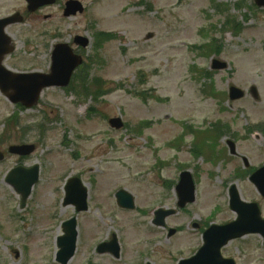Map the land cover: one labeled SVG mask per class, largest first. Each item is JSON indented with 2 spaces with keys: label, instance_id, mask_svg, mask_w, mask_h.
I'll return each mask as SVG.
<instances>
[{
  "label": "rangeland",
  "instance_id": "374dc122",
  "mask_svg": "<svg viewBox=\"0 0 264 264\" xmlns=\"http://www.w3.org/2000/svg\"><path fill=\"white\" fill-rule=\"evenodd\" d=\"M68 1L30 15L25 0H0V19L17 13L25 17L22 25L6 30L15 51L3 64L11 71L49 73L55 45L69 43L80 51L74 38L91 40L80 51L85 66L78 73L83 77L74 82L72 93L48 89L35 108L21 111L0 91V148L6 153L0 163V264H59L57 239L63 222L74 217L80 237L69 264H177L189 259L203 245L205 223L234 219L221 191L234 182L239 189L251 187L233 179L236 164L195 157V139L186 129L232 121L250 128L264 121V9H257L254 0H78L86 12L67 18ZM98 34L116 40H97ZM198 46L204 47L194 50ZM215 58L230 69L212 71ZM205 70L212 75L208 88L215 96L202 94ZM82 81L88 96L80 95ZM252 84L260 101L249 95L229 101L230 85L248 93ZM101 94L106 96L95 100ZM113 118L122 119L123 130L109 126ZM257 135L249 139L250 152L264 156V141ZM21 138L37 146L27 165L38 164L42 172L25 208L6 185L19 160L7 149ZM198 144L207 156L212 146ZM217 145L211 156L225 146ZM184 170L195 178L197 200L168 219L166 230L160 229L154 214L176 208L175 185ZM73 175H80L90 192L89 210L83 214L62 201L65 181ZM165 181L174 186L167 190ZM120 189L135 197V211L118 207ZM172 228L181 232L169 238ZM113 235L120 242L119 260L97 252V245ZM261 244L254 241L257 249L241 259L243 264H264ZM229 250L240 256L233 247Z\"/></svg>",
  "mask_w": 264,
  "mask_h": 264
},
{
  "label": "water",
  "instance_id": "95a60500",
  "mask_svg": "<svg viewBox=\"0 0 264 264\" xmlns=\"http://www.w3.org/2000/svg\"><path fill=\"white\" fill-rule=\"evenodd\" d=\"M29 4L28 10L30 13L38 11L43 6H51L58 0H26ZM258 7H264V0H256ZM84 8L78 1H70L66 5L65 16H75L78 12L83 13ZM23 18L20 15L11 17V19L0 20V87L11 102L14 104H22L26 108H31L36 105L40 99V94L46 88L62 87L67 88L70 84L73 72L83 62L79 56L74 55L69 45H57L52 58V70L50 74L41 75H16L7 71L2 64V60L6 55H9L13 51L11 47L10 39L6 36L5 28L14 23H22ZM76 43L86 48L89 44V40L77 38ZM213 68L215 70L227 69V65L220 61H214ZM256 96L255 90L253 91ZM244 96L243 91L232 87L230 99L241 100ZM110 125L121 129L123 128L120 119H113ZM10 152L14 154L27 155L34 152L32 146H21L10 149ZM4 159V156L0 152V161ZM8 177V183L12 184L16 191L22 195V205L25 204L31 190L34 185L37 184L39 178L38 168L24 171L21 168H17L10 173ZM69 185L66 188L67 198L65 200L66 205H75L78 212H82L88 209V195L87 189L84 188L82 182L73 178L69 181ZM255 185L260 188L261 193L264 195V170L256 173L253 178ZM177 194L180 199L179 207H185L187 204L195 202L196 187L194 186L193 177L190 173H183L181 175L180 184L176 187ZM234 188L233 190H235ZM119 205L124 209H134L135 201L133 196L126 191H120L117 195ZM231 207L239 212L240 220L235 224L227 225L226 227H212L207 233H205L204 241L206 242L204 248L199 251V254L192 260L184 261L181 264H230L221 262L220 249L226 245L230 239L237 238L248 232L258 233L261 232L264 236V221L260 219L259 215L252 219L248 217V207L240 202V199L235 196L231 202ZM173 211L157 213L156 223L158 225L164 224V219L171 216ZM64 225L65 235L59 240V247L61 248L58 254V261L62 264H67L75 254L76 242L78 238L76 219L66 222ZM174 231H172V234ZM101 253L110 251L114 256L119 258V246L116 244V240L107 243L100 247Z\"/></svg>",
  "mask_w": 264,
  "mask_h": 264
},
{
  "label": "flooded vegetation",
  "instance_id": "af4514ba",
  "mask_svg": "<svg viewBox=\"0 0 264 264\" xmlns=\"http://www.w3.org/2000/svg\"><path fill=\"white\" fill-rule=\"evenodd\" d=\"M210 130L208 132H214L217 143L223 142L225 144L221 152H218L221 157V162H229L230 165L236 164L234 168V178L237 180H244L248 182L251 188L246 189H235V190H224L221 191V197L226 198L228 210L230 214L234 215L233 220L225 221L221 224L226 226L239 219V212H235L231 205V191L237 193L241 200L248 204H254L259 207L260 215L264 219V195L261 194L258 187L254 188L252 184V178L257 170L264 168V156L258 151L257 155L250 152V137H254L257 133V137L264 141V121L255 122L250 128L241 126L240 122L232 121L221 124H210L207 126ZM27 159H22V163H26ZM224 198V199H225ZM248 217L255 219L256 210L252 207H248ZM207 222L204 229L207 230L213 223ZM261 240V246L264 248V237L262 234L248 233L237 237L222 247V257L225 261H234V264H243L242 258L247 257L249 254L254 252L257 247L254 246V241ZM233 247V251L240 253V256H235V253L229 249Z\"/></svg>",
  "mask_w": 264,
  "mask_h": 264
},
{
  "label": "trees",
  "instance_id": "16d2710c",
  "mask_svg": "<svg viewBox=\"0 0 264 264\" xmlns=\"http://www.w3.org/2000/svg\"><path fill=\"white\" fill-rule=\"evenodd\" d=\"M111 38H112V36H110V35L107 36V35H103V34H98V36H97V40L109 41ZM82 77L83 76L80 75L79 80L76 81V84H78V82L81 80ZM83 79H85V77ZM97 83H99V82L97 81ZM80 84H81L79 87L80 95L88 96L89 94L83 93L84 90L87 91V85L85 84L84 81H82Z\"/></svg>",
  "mask_w": 264,
  "mask_h": 264
}]
</instances>
